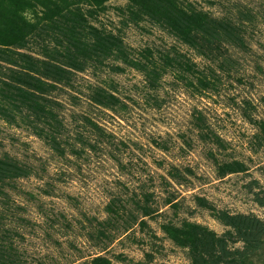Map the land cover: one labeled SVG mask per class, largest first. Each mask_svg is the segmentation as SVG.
<instances>
[{"label": "trees", "instance_id": "trees-1", "mask_svg": "<svg viewBox=\"0 0 264 264\" xmlns=\"http://www.w3.org/2000/svg\"><path fill=\"white\" fill-rule=\"evenodd\" d=\"M124 1L0 0V264H264V0Z\"/></svg>", "mask_w": 264, "mask_h": 264}, {"label": "rangeland", "instance_id": "rangeland-1", "mask_svg": "<svg viewBox=\"0 0 264 264\" xmlns=\"http://www.w3.org/2000/svg\"><path fill=\"white\" fill-rule=\"evenodd\" d=\"M124 4V0H111L109 6L110 8H114L117 6H123ZM109 18V20L112 22L116 23L118 21V18L116 17L114 11H111L109 13ZM146 28L150 30V28ZM159 36L160 34L156 32V30H153L152 33L148 34L143 30L134 29L128 33L127 42L133 47H140L147 43L157 41ZM121 81H123L124 83L137 82L140 81V77L134 73H128L126 77L121 78ZM181 110L183 111V109ZM174 112L175 110L171 112V114L175 115ZM155 120L157 124L161 125L162 131H167L164 125L161 124V122H159L157 119ZM247 133L249 134L250 132L248 131ZM28 142L29 147L32 150L38 151L40 149V145L35 140L29 139ZM255 161L256 164L252 166L251 175L253 178L261 180V175L258 168L259 166H264V154L261 155L259 159H255ZM245 183L246 179H244L242 176L231 177L222 182L214 181L212 179V182L209 185L198 187L195 193L208 198L220 209H227L235 213L241 212L262 215V211L254 206L250 199L245 195V191L243 189ZM262 184H264V182H262ZM195 220L210 227L218 233H222L224 231L223 227L215 222L208 213L199 212ZM152 225L155 229L158 228L156 224ZM164 246L165 252L162 254V256L157 257L156 261L153 264H186L185 256L181 251L174 248L167 241L164 242ZM125 252L135 261L144 260V249L142 248L131 247Z\"/></svg>", "mask_w": 264, "mask_h": 264}]
</instances>
